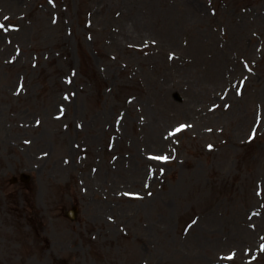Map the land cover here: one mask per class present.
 Returning a JSON list of instances; mask_svg holds the SVG:
<instances>
[{"label": "rangeland", "instance_id": "1", "mask_svg": "<svg viewBox=\"0 0 264 264\" xmlns=\"http://www.w3.org/2000/svg\"><path fill=\"white\" fill-rule=\"evenodd\" d=\"M0 24V264H264V0Z\"/></svg>", "mask_w": 264, "mask_h": 264}, {"label": "snow or ice", "instance_id": "2", "mask_svg": "<svg viewBox=\"0 0 264 264\" xmlns=\"http://www.w3.org/2000/svg\"><path fill=\"white\" fill-rule=\"evenodd\" d=\"M3 27V25L2 24H0V28H2ZM165 159H167V158H165Z\"/></svg>", "mask_w": 264, "mask_h": 264}]
</instances>
